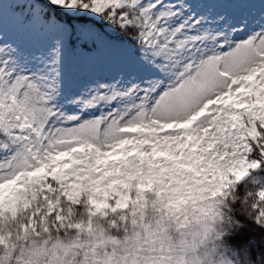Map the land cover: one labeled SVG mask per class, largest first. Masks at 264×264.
Listing matches in <instances>:
<instances>
[{
	"label": "snow or ice",
	"instance_id": "6c2138e0",
	"mask_svg": "<svg viewBox=\"0 0 264 264\" xmlns=\"http://www.w3.org/2000/svg\"><path fill=\"white\" fill-rule=\"evenodd\" d=\"M0 264H264V0H0Z\"/></svg>",
	"mask_w": 264,
	"mask_h": 264
}]
</instances>
